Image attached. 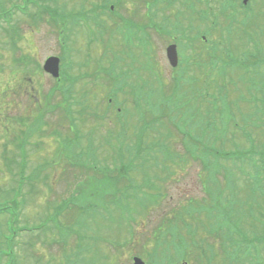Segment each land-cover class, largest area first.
<instances>
[{
	"label": "rangeland",
	"instance_id": "1",
	"mask_svg": "<svg viewBox=\"0 0 264 264\" xmlns=\"http://www.w3.org/2000/svg\"><path fill=\"white\" fill-rule=\"evenodd\" d=\"M64 1L65 7L74 5L78 8V0ZM91 1L95 5L102 4L101 0ZM183 1L182 14L188 18L197 5L195 0ZM56 3L47 1L51 7H57ZM41 5L38 0H0L1 12H13L11 17L9 15L6 20H0V207L9 206L12 213L17 204L19 219L8 222L9 215H0V264H132L133 255L139 256L146 264H166L167 258H171L169 264H253L246 257L242 258L244 248L229 256L233 250L229 235L224 242L226 238L222 236L226 231L219 234L212 228L220 222L219 215L211 208L209 214H205L204 210L212 207V198L216 194L219 198L217 203L225 207L229 218L231 216L240 224L251 242L254 241L253 232L258 233L259 226L264 224L262 216L257 219L254 215L252 223L248 212L253 214V211L245 208L248 203L250 207L253 204L259 211H264V202L256 201L252 195L254 170L251 165L217 155L224 153L226 140L236 143L231 134L240 131L237 118L256 113L258 102L251 103V97L262 98L259 91L250 86L249 78H261L263 74L256 69L246 74L237 63L247 60V68L261 67L244 55L226 58L225 75H219L210 67L188 66V72L198 78H183L173 92L172 72L161 48L169 40L153 37L154 42L150 43L156 50L151 52V60L156 68L151 73L149 67L142 66L153 74L143 78L152 79L141 81L140 75H133L129 87L130 90L138 88L147 102L132 106L124 89L117 93L116 103H108L109 88L114 85L109 78L106 79L110 84L99 76L85 80L77 77L66 82L67 94L63 90L68 78H61L58 83L40 72L45 56L60 55L62 52L58 45L60 19H57L55 29L48 23H42L46 14L40 15L36 10ZM126 5L127 9L125 0L117 4L118 11L124 16L134 11L129 2ZM58 6L59 11L66 12L62 5ZM83 6L91 8V5ZM261 9L264 10V7ZM143 10L142 6L141 13ZM28 12L29 16L20 14ZM104 12L102 18L109 20L103 30L104 37L92 44L86 41L85 37H91V34H87L85 29L79 33L78 39V27L69 29L67 24L63 33V41L68 44L64 51V66H69L70 60L77 62V66H70L69 76H78V69L82 70L80 64L84 76L94 75L97 71L89 65L90 58H101V55L112 51L115 52L114 67L107 68L111 78L118 64L120 70L123 69L120 63L124 59L135 72L130 39L134 36L138 46L145 49L140 35L133 34L130 22L125 21L123 46L111 43L112 40H107L108 33L112 38L116 37V43L122 38L117 32V20L110 19L107 10ZM243 12L254 13L250 6ZM39 15L40 20L35 17ZM91 17L87 22L89 28L99 21L97 14H91ZM176 23L181 25L182 17ZM239 27L232 29H238L237 43L243 46L250 41V37ZM33 32L37 36L39 34V38ZM42 35L43 41L40 40ZM212 35L215 38L222 36L219 29ZM258 35L264 39V24ZM213 42L220 44L217 39ZM96 44L99 46L92 47ZM33 50L37 56L31 54ZM71 54L75 55L73 59L69 58ZM190 54L195 55L193 60L188 58ZM184 56L187 62L202 63L206 60L202 51H187ZM97 64L106 65L102 61ZM140 67H137L138 70ZM21 75L26 77L35 92L32 87L28 90L30 86L20 82ZM121 80L124 85L127 78H119L118 82ZM173 94L181 98L178 103L183 104L184 109L179 110L172 104ZM208 104H211V110L216 111L206 116L210 121V130L207 131L202 120L209 109ZM116 116L120 118L116 120ZM141 117L148 125L141 136L135 138L140 132L137 121ZM261 117L264 114H255V119ZM179 122L197 136L202 132L200 144L206 142L204 138L210 133L209 143L216 146L212 148L214 160L206 157V163H212L207 166L212 176L206 184L207 190H201L198 183L201 163L181 148V141L183 139L187 143V136L176 133L173 124ZM254 134L257 148L264 152V130L259 133L254 131ZM215 135L220 138L217 142L212 139ZM156 142L167 144L171 154L176 155L153 160L149 155L166 156L158 147L146 149ZM78 152L83 154L82 159H79ZM238 152L234 151L232 155ZM200 153H203L202 146L195 150L199 157ZM84 159L82 166L80 162ZM258 166L264 172L262 160H258ZM124 170L130 178L129 182L121 173ZM110 176L118 182L114 183L117 191L109 204L106 196L96 192L112 185ZM143 177L144 184L141 181ZM128 183L134 188H127ZM260 186L259 192H263L264 180ZM84 189L89 193L95 192L90 194L92 197L96 195L90 199ZM190 201L209 206L201 208L198 213H191ZM119 203L125 208L118 207ZM56 205L63 211L55 218L53 209ZM54 219L55 222H50ZM188 223L192 225V235L186 233ZM209 228L214 232L209 234ZM130 230L133 232L131 237ZM168 230H172L173 235ZM12 232L16 233L13 245ZM178 241L179 244L176 243ZM173 244L181 254H176ZM161 245L168 248L163 252L164 257L158 256L163 248ZM169 255L171 257H167ZM237 257L241 258L237 260ZM255 258L259 262L264 261V251Z\"/></svg>",
	"mask_w": 264,
	"mask_h": 264
},
{
	"label": "trees",
	"instance_id": "2",
	"mask_svg": "<svg viewBox=\"0 0 264 264\" xmlns=\"http://www.w3.org/2000/svg\"><path fill=\"white\" fill-rule=\"evenodd\" d=\"M257 1H260L261 3H257ZM250 7L253 9V11H254V13H252V14H249L248 13V18H247V21H245V24H243V25H245L246 26V28H245V32H246V36H249L250 37V41H251V43L252 44H254L257 40H258V37H259V35H258V32L260 31V29H261V26H262V21H263V16H264V10H260V8L262 7H264V0H254V3L253 4H251L250 5ZM253 18H256L257 20H252ZM229 34V37H231L229 40L232 42L233 40H235V37H233L234 36V34H233V31H232V33H228ZM244 50V49H243ZM241 118V117H240ZM240 118H239V124L238 125H242L243 123V120L242 119H245V118H248L249 120H250V125L248 126V128H247V132L245 131V130H242L239 134H238V132H233L232 134H231V136H232V139H233V142L234 141H236V143H234V144H231V142L229 143L228 142V140H226V145H225V151H224V153H223V155H225V156H231V157H233V159H237V158H234V157H239V153L240 152H238V153H236L235 155H232L233 153H234V151H237L238 149H241V150H243V152L245 151V153H246V157H244L243 159H240L239 158V161H240V163H247V164H250V165H252L253 164V161H252V158L250 157V154H251V152L250 151H248V146H247V142H248V140L250 139V136L249 135H255L254 134V131H256V132H259V129H261V128H259V127H256L255 125H252L253 124V122L255 121L253 118H252V114H246V115H244L243 117H242V121L240 120ZM238 119V118H237ZM248 121V120H247ZM259 128V129H258ZM239 136V137H238ZM208 138L210 139L211 137H210V133H209V136H208ZM213 140H215L216 142H217V140H219L220 138L219 137H217V135H215L213 138H212ZM242 142V143H239V142ZM210 142V141H209ZM197 144H199V142L197 143ZM163 146V145H162ZM162 146H160V147H162ZM198 146V145H197ZM159 147V148H160ZM167 147H168V145H167ZM195 147H196V145H194L193 146V149H195ZM205 147L206 148H209L210 150H211V152H212V148H214L215 149V147L216 146H214V145H211L210 143H205ZM197 148V147H196ZM230 150H233L232 152H229ZM194 152H195V150H190V156H193V154H194ZM216 153V152H215ZM241 155V154H240ZM246 202V201H245ZM244 202V203H245ZM58 205H56L55 207H54V211H53V216L56 218V216L59 214V213H61L62 211H63V209H61L60 207H57ZM8 207L9 206H2V207H0V215H2V214H4L5 215V213H8ZM245 208H246V210L247 211H249L250 209H249V204L248 203H246L245 204ZM15 214H16V212H15ZM248 214L250 215V221L253 223V216H252V214H251V212H248ZM12 215L14 216V213H12ZM85 216V215H84ZM14 218H15V216H14ZM228 219V218H227ZM52 221H54L55 222V219L54 220H52ZM54 228H55V226H54ZM56 229V228H55ZM57 230V229H56ZM11 235H14V234H11ZM228 235L229 236H232V234L228 231ZM227 235V236H228ZM11 238H12V236H11Z\"/></svg>",
	"mask_w": 264,
	"mask_h": 264
},
{
	"label": "flooded vegetation",
	"instance_id": "3",
	"mask_svg": "<svg viewBox=\"0 0 264 264\" xmlns=\"http://www.w3.org/2000/svg\"><path fill=\"white\" fill-rule=\"evenodd\" d=\"M145 0H128L127 2H129L133 8V12L130 13L127 17H128V22H130V24H133L134 26H138L139 28H143L146 30V25H147V18H148V14H147V4L146 2H144ZM141 2H144V5H142ZM140 5V6H139ZM139 6L140 10H139V14L136 13L135 9ZM142 6L144 7L143 12L141 13V8ZM126 8H128V6L126 5ZM131 10V9H130ZM155 14V13H154ZM142 30L140 29V32H134V34H139L141 37V41L144 43L145 48H146V37L144 36V32H141ZM201 42L198 41V44H194V45H189L188 48L186 50H184V54H186L187 51H202L203 53L206 54V60H204L201 65L202 66H206L209 64V57L212 53L213 50L215 49H219L221 48V45L218 43H213V44H206L207 42H204L205 38L203 36H201ZM131 40L133 42V46L134 49H136V47H138L139 49H141L138 46V41L135 39L134 36L131 37ZM205 43V44H204ZM252 56L255 58V62L259 60V53H253ZM195 57V55H190L189 59L193 60ZM134 61H136V59H134ZM224 210V209H223Z\"/></svg>",
	"mask_w": 264,
	"mask_h": 264
},
{
	"label": "water",
	"instance_id": "4",
	"mask_svg": "<svg viewBox=\"0 0 264 264\" xmlns=\"http://www.w3.org/2000/svg\"><path fill=\"white\" fill-rule=\"evenodd\" d=\"M46 64L48 66V69L49 70H53L54 69V71L52 73L54 75H57V59L56 58H49L47 60ZM134 262H135L134 264H143V262L140 259H138V258L134 259Z\"/></svg>",
	"mask_w": 264,
	"mask_h": 264
}]
</instances>
